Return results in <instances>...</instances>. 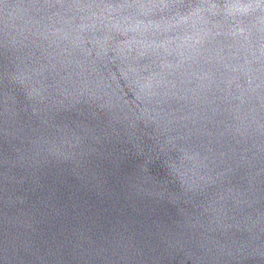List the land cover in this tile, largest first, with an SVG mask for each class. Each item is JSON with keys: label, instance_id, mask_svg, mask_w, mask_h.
I'll return each instance as SVG.
<instances>
[{"label": "water", "instance_id": "95a60500", "mask_svg": "<svg viewBox=\"0 0 264 264\" xmlns=\"http://www.w3.org/2000/svg\"><path fill=\"white\" fill-rule=\"evenodd\" d=\"M0 264H264V0H0Z\"/></svg>", "mask_w": 264, "mask_h": 264}]
</instances>
